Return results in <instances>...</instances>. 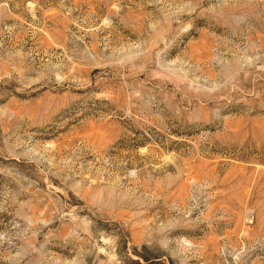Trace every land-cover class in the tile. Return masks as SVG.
<instances>
[{"label":"rangeland","instance_id":"obj_1","mask_svg":"<svg viewBox=\"0 0 264 264\" xmlns=\"http://www.w3.org/2000/svg\"><path fill=\"white\" fill-rule=\"evenodd\" d=\"M0 264H264V0H0Z\"/></svg>","mask_w":264,"mask_h":264}]
</instances>
